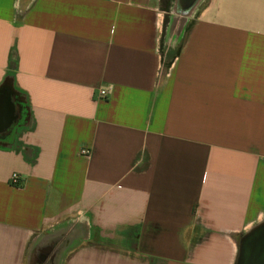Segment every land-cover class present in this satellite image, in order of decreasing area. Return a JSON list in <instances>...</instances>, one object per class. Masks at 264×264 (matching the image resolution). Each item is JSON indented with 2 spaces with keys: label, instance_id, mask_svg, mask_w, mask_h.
<instances>
[{
  "label": "crops",
  "instance_id": "1",
  "mask_svg": "<svg viewBox=\"0 0 264 264\" xmlns=\"http://www.w3.org/2000/svg\"><path fill=\"white\" fill-rule=\"evenodd\" d=\"M258 232L264 0H0V264H238Z\"/></svg>",
  "mask_w": 264,
  "mask_h": 264
},
{
  "label": "water",
  "instance_id": "2",
  "mask_svg": "<svg viewBox=\"0 0 264 264\" xmlns=\"http://www.w3.org/2000/svg\"><path fill=\"white\" fill-rule=\"evenodd\" d=\"M196 0H182V4L185 7H190ZM250 235L246 237L242 242V248L240 253V258L238 264H252L254 259L253 250L256 247L262 248L264 247V235ZM253 249H252V248Z\"/></svg>",
  "mask_w": 264,
  "mask_h": 264
},
{
  "label": "built area",
  "instance_id": "3",
  "mask_svg": "<svg viewBox=\"0 0 264 264\" xmlns=\"http://www.w3.org/2000/svg\"><path fill=\"white\" fill-rule=\"evenodd\" d=\"M101 96L103 98H106L108 96V91L107 90H102L101 91ZM90 151L89 150H82L81 151V155L82 156H89L90 155ZM11 183L14 187H20L21 183H22V178L19 174H14L11 180Z\"/></svg>",
  "mask_w": 264,
  "mask_h": 264
}]
</instances>
